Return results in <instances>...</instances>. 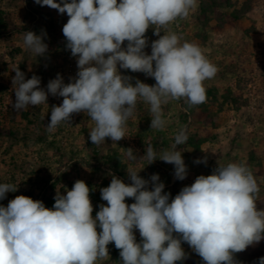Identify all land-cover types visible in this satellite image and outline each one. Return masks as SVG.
Listing matches in <instances>:
<instances>
[{"label": "clouds", "instance_id": "clouds-1", "mask_svg": "<svg viewBox=\"0 0 264 264\" xmlns=\"http://www.w3.org/2000/svg\"><path fill=\"white\" fill-rule=\"evenodd\" d=\"M34 2L67 14L62 32L77 65L68 83L58 73L46 89L40 87L39 76L26 80L19 67L14 70V110L47 104L49 95L63 98L59 106H51L49 133L62 122L71 123L74 114L86 113L95 122L88 134L93 145L105 143L106 138L117 143L126 137L138 101L150 106V128L156 130L166 126L162 106L170 101L184 99L189 107L206 102L204 82L214 78L218 68L199 45L181 43L175 32L160 35L170 23L187 18L197 0ZM149 28L159 37L151 42L150 54L145 51ZM45 37L43 30L40 35L24 32V45L43 57L48 52ZM121 69L143 73L155 84L123 75ZM187 140L181 128L169 149L158 152L148 144L143 156L132 148L125 154L132 164L145 160L147 165L157 160L172 164L174 177L182 181L188 168L178 146ZM126 171L131 183L109 173L110 184L100 189L107 203L99 205L95 218L92 189L83 180L66 189V195L58 191L52 209L24 195L6 207L0 205V264H97L109 257L110 243L120 250V264H177L187 259L183 243L205 264H236L235 253L264 240V209H258L256 202L260 189L246 165H218L174 198L164 191L158 173L144 179L132 166ZM17 190L15 184L0 183V200ZM126 198L135 202L128 204ZM134 230L142 238L139 243ZM259 264H264V257Z\"/></svg>", "mask_w": 264, "mask_h": 264}, {"label": "rangeland", "instance_id": "rangeland-1", "mask_svg": "<svg viewBox=\"0 0 264 264\" xmlns=\"http://www.w3.org/2000/svg\"><path fill=\"white\" fill-rule=\"evenodd\" d=\"M60 2V0H57ZM198 6L187 18L170 23L163 34L175 32L181 43L188 41L199 45L207 59L218 71L206 80V102L189 107L184 99L163 105V130L150 128L149 105L138 101L133 116L126 126V137L119 142L106 138L97 146L88 134L95 122L86 113L74 114L71 123L62 122L49 133L51 106H59L62 97L48 96L47 104L28 106L16 111L12 78L14 70L25 73V79L34 74L41 78L40 87L61 74L64 82L77 72L76 59L66 49L62 28L67 14L41 7L34 0H0V183L18 186L16 192L6 194L0 205L18 195L40 200L52 209L59 191L66 195L74 182L83 180L92 191L93 217L99 211L100 189L111 182L112 173L125 183H131L126 167L132 166L144 179L159 174L165 192L174 198L197 176L210 175L218 166L242 163L253 173L259 186L258 209H264V0H197ZM46 32L44 42L48 52L37 57L24 45V32L40 35ZM151 53V42L159 39L151 28L145 34ZM127 41H125L126 46ZM152 86L154 78L143 73L120 70ZM134 82V81H133ZM184 128L188 140L178 146L188 168L187 177H174V165L157 160L132 164L126 149L136 150L143 156L145 147L152 144L159 152L171 148L177 132ZM206 159L207 163H195ZM151 189V184H149ZM126 198V203H134ZM100 231V229H98ZM139 243L141 237L134 230ZM182 247L187 259L177 264H205L187 243ZM109 257L97 264H120V250L114 243L108 245ZM264 257V240L235 253L236 264H259Z\"/></svg>", "mask_w": 264, "mask_h": 264}]
</instances>
